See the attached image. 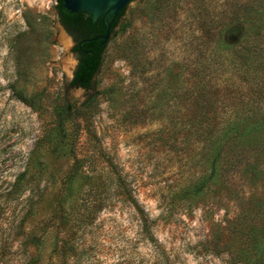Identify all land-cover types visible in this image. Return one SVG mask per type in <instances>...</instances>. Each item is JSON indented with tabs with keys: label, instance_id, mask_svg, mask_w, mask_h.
<instances>
[{
	"label": "rangeland",
	"instance_id": "rangeland-1",
	"mask_svg": "<svg viewBox=\"0 0 264 264\" xmlns=\"http://www.w3.org/2000/svg\"><path fill=\"white\" fill-rule=\"evenodd\" d=\"M147 1L128 8L93 87L84 89L70 85L77 57L59 27L57 0H0V245L16 249L24 222L25 232L42 241L43 264H244L231 257L238 245L230 228L249 200L264 197V180L251 168L235 175L231 186L244 197L243 209L226 189L187 197L202 170L201 146L186 150L158 137L168 135L176 93L186 82L190 32L183 10L176 16L166 10L161 22ZM136 38L131 58L124 47ZM64 100L81 111L80 124L67 123L61 143L55 110ZM72 151L90 172L75 182L65 224L57 197ZM113 168L133 201L119 192ZM258 168L264 170V154ZM28 185L36 202L24 219ZM67 243L74 248L65 260L58 247ZM7 257L12 264L25 260L21 249ZM248 258L252 264L255 255Z\"/></svg>",
	"mask_w": 264,
	"mask_h": 264
},
{
	"label": "trees",
	"instance_id": "trees-1",
	"mask_svg": "<svg viewBox=\"0 0 264 264\" xmlns=\"http://www.w3.org/2000/svg\"><path fill=\"white\" fill-rule=\"evenodd\" d=\"M147 2L150 4L151 16L160 21L166 10H171L172 16H176L179 9L183 10L184 25L190 32L185 42L188 48L186 82L181 92L176 93V96L180 95V100L171 109L168 135L158 138L162 143L172 146L182 142L186 150L195 143L201 146L202 170L185 190L187 197L205 196L226 189L243 205V209L244 197L231 186L235 175L242 169L251 168L264 180V170L258 168L260 155L264 154V0ZM142 3L138 2L135 7L139 8ZM135 7L130 10V14ZM57 11L61 23L77 42L75 50L79 55V63L70 85L91 89L107 58L110 40L117 35L116 28L123 23L122 17L127 15L128 10L123 9L114 19L108 40L84 41L81 45L79 43L84 39L106 33L102 16L93 21L86 11L74 13L67 9L63 0H57ZM111 19L112 16L106 17L105 22ZM131 40L124 50L133 58V43L137 44L138 40ZM18 96L23 102L36 107L34 98L21 92ZM91 99L83 103L82 107L89 105ZM80 109H74L67 100L56 107L55 138L59 142H64L68 137L64 130L67 123L80 124ZM158 111H162V105ZM72 152L74 162L62 180L57 197L58 219L65 224L70 221L67 204L75 182L79 176L90 172L84 159L75 151ZM113 172L119 192L133 201L125 179L114 168ZM27 173L29 168L22 176ZM28 187L32 193L34 187ZM19 188L22 193L24 187ZM35 202L32 193L27 199L24 219L33 213ZM248 205V211L241 209L242 212L231 224L232 238L238 247L230 254L234 261L244 264H248V257L254 254L252 264H264V197L251 199ZM90 214L83 218L84 222L91 220ZM23 225L24 222L20 224L23 240L16 249L9 244L0 245V264H12L7 255L11 256L19 249L25 254L23 264H43L37 253L42 242L40 237L25 232ZM220 238L217 234L216 242ZM73 248L69 243L58 247L65 260L66 253L72 252Z\"/></svg>",
	"mask_w": 264,
	"mask_h": 264
},
{
	"label": "water",
	"instance_id": "water-1",
	"mask_svg": "<svg viewBox=\"0 0 264 264\" xmlns=\"http://www.w3.org/2000/svg\"><path fill=\"white\" fill-rule=\"evenodd\" d=\"M64 5L67 9L74 13H78L80 11H86L88 14L92 16L93 21L99 19L102 16L103 23L105 24V34H100L94 36L92 38H87L82 40L79 45L82 44L84 41H91V40H108L111 34V26L114 19L119 15V13L123 9H127L132 5V3L136 0H63ZM112 19L110 22L106 23V17H111ZM59 27L68 35L69 40L71 41L74 47L77 45V42L74 40L73 36L69 34L68 30L65 26L61 23L59 19ZM78 63V60H77ZM74 76V73H73ZM73 78V77H72Z\"/></svg>",
	"mask_w": 264,
	"mask_h": 264
},
{
	"label": "flooded vegetation",
	"instance_id": "flooded-vegetation-1",
	"mask_svg": "<svg viewBox=\"0 0 264 264\" xmlns=\"http://www.w3.org/2000/svg\"><path fill=\"white\" fill-rule=\"evenodd\" d=\"M74 51H75V53H76V57H77V60H78V63H79V55H78V52H77V50H75V47H74ZM78 63H77V65H76V68H77V66H78ZM76 68H75V70H74V74H75V71H76ZM73 78H74V76H73ZM72 78V79H73ZM72 81V80H71ZM79 87H81V86H79ZM83 88V87H82Z\"/></svg>",
	"mask_w": 264,
	"mask_h": 264
}]
</instances>
